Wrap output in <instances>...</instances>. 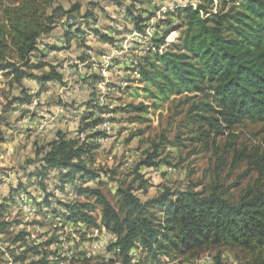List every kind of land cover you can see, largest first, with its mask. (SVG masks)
<instances>
[{
    "label": "rangeland",
    "instance_id": "1",
    "mask_svg": "<svg viewBox=\"0 0 264 264\" xmlns=\"http://www.w3.org/2000/svg\"><path fill=\"white\" fill-rule=\"evenodd\" d=\"M198 1L203 0H55L56 5L77 10L61 18L54 32L40 42L42 51L34 60L50 62L62 70L66 83L50 82L41 87L36 78L16 82L0 73V131L5 138L0 143V261L12 264L15 257L26 254V264L33 260L41 264H126L115 246L116 234L105 227L68 220L64 204L95 202L94 197L82 193L84 188L101 189L121 218L127 214L121 190L130 188L147 202L167 189L209 195L217 185V192L235 204L249 188H264V177L258 182L260 173L255 165L251 167L247 160L234 162L237 151L264 153L263 122L245 120L217 133L206 123L193 120V104L199 99L195 93L172 95L169 100L156 98L152 96L156 90L141 81L134 66L144 44L129 21L128 8L148 16L155 8ZM88 11L95 17L86 20L83 16ZM159 20L160 33L171 32L167 42L178 44L184 31L178 27L183 17L177 12ZM68 22L72 34L65 43L62 39L67 38ZM104 54L110 58H103ZM79 65L84 68L82 75L77 73ZM90 95L103 105V111L93 116V108L84 103ZM140 103L149 106L147 112L126 109ZM101 115L107 117L110 130L100 140L90 165L99 177L79 179L76 188L68 184L62 191L60 174L46 173L44 184L55 197L53 205L44 208L43 187L39 178L32 176L36 165L28 163L35 158L36 144L51 141L60 129L76 136L80 127L83 136H91L93 122ZM146 160L157 165L144 164ZM150 210L158 220L164 217L156 206ZM92 214L101 224L99 206ZM130 253L129 264H216V256L224 264H260L249 253L228 246L163 256L161 263L152 261L142 247Z\"/></svg>",
    "mask_w": 264,
    "mask_h": 264
},
{
    "label": "trees",
    "instance_id": "2",
    "mask_svg": "<svg viewBox=\"0 0 264 264\" xmlns=\"http://www.w3.org/2000/svg\"><path fill=\"white\" fill-rule=\"evenodd\" d=\"M76 10L56 5L55 0H0V73L12 76L16 82L36 78L41 87L50 82L66 83L62 70L47 61L35 62L34 57L42 51L40 42L54 32L61 18ZM177 10L183 17L178 27L184 28L179 43H167L171 32L156 34L152 39L155 50L134 64L141 81L156 90L152 96L169 100L172 95L195 93L199 99L193 104L196 111L193 120L206 123L217 133L231 130L245 120L264 123V0H221L219 4L203 0L179 5ZM156 12L155 8L150 15L143 16L128 8L126 13L135 31L145 32ZM83 17L88 20L95 16L88 11ZM70 34L69 28L66 42L71 39ZM164 45L165 49L160 51ZM46 67L47 72L33 74ZM91 95L84 103L93 108L90 112L93 116L103 108L91 100ZM21 101L26 103L27 98ZM126 109L142 113L149 106L130 104ZM103 121V117L96 118L93 129ZM94 131L82 139L83 128L79 127L76 136L60 129L51 141L36 144L35 158L28 163L36 165L32 176L39 178L43 187L44 208L49 209L55 197L44 184L42 177L46 173L60 174L62 191L68 184L76 188L79 179L99 177L90 165L96 147L107 133ZM4 141L0 131V143ZM244 160L259 170V182L264 177V153L237 151L235 164ZM143 163L157 165L151 160ZM218 188L215 185L209 195L167 189L147 202H142L131 188L121 190L122 207L127 209L124 218L99 188L82 190L94 197V203L79 201L64 205L69 221L105 227L116 234L115 246L126 264L132 261L130 252L135 247H142L152 261L161 263L163 256L201 253L218 246L247 252L264 264V188H249L236 204L219 194ZM97 206L102 212L101 224L92 214ZM153 206L163 213L162 219L158 220L151 212ZM25 255L15 257L12 264H26ZM215 263L224 264L220 256H216ZM0 264L10 262L4 260ZM27 264L41 262L33 260Z\"/></svg>",
    "mask_w": 264,
    "mask_h": 264
},
{
    "label": "built area",
    "instance_id": "3",
    "mask_svg": "<svg viewBox=\"0 0 264 264\" xmlns=\"http://www.w3.org/2000/svg\"><path fill=\"white\" fill-rule=\"evenodd\" d=\"M177 8L178 6H167V7H162L159 10H157L156 15L154 16V18H152V22L150 20V24L148 23L147 28L145 29V32H139L136 31L135 34L137 35V37L140 39V41L143 42V49H142V53L140 54L139 58L142 60L143 56L147 55L151 50H155V46L153 45L152 39L156 34H159V28L157 27V25L159 24L160 20L159 19H167V17L169 15H174L177 14ZM157 15L159 17V19H157ZM69 29V25L67 26V30ZM65 43L66 40L62 39ZM61 40V41H62ZM169 43V42H167ZM166 45L162 46L160 48V51H162L163 49H165ZM103 58H110L107 54H104L102 56ZM139 58H137V60H135V63L138 64L139 63ZM84 72V68L83 65H79V68L77 70V73H79L80 75H82ZM98 106H103L100 105V102H95ZM101 117L104 118V121L102 123H100L99 125H97L94 130L102 129L104 131H106L108 133V131L110 130V126H109V121L107 119L106 116L101 115ZM80 138L84 139L85 136H83V134L80 135ZM119 249V248H118ZM119 253H120V249H119Z\"/></svg>",
    "mask_w": 264,
    "mask_h": 264
}]
</instances>
